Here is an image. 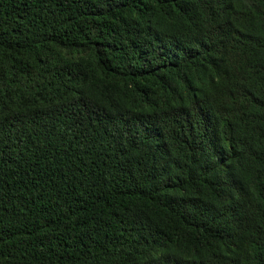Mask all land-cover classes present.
Returning a JSON list of instances; mask_svg holds the SVG:
<instances>
[{
  "label": "trees",
  "instance_id": "16d2710c",
  "mask_svg": "<svg viewBox=\"0 0 264 264\" xmlns=\"http://www.w3.org/2000/svg\"><path fill=\"white\" fill-rule=\"evenodd\" d=\"M0 264H264V0H0Z\"/></svg>",
  "mask_w": 264,
  "mask_h": 264
}]
</instances>
